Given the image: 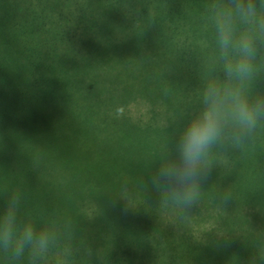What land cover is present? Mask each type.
I'll return each mask as SVG.
<instances>
[{
  "label": "trees",
  "instance_id": "obj_1",
  "mask_svg": "<svg viewBox=\"0 0 264 264\" xmlns=\"http://www.w3.org/2000/svg\"><path fill=\"white\" fill-rule=\"evenodd\" d=\"M207 4L0 0V210L19 192L56 235L43 264H264V128L215 153L187 214L143 183L215 62Z\"/></svg>",
  "mask_w": 264,
  "mask_h": 264
},
{
  "label": "clouds",
  "instance_id": "obj_2",
  "mask_svg": "<svg viewBox=\"0 0 264 264\" xmlns=\"http://www.w3.org/2000/svg\"><path fill=\"white\" fill-rule=\"evenodd\" d=\"M204 20L215 62L204 74L199 106L143 180L147 190L158 194L159 205L184 214L198 203L215 153L243 148L264 128V93L257 87L264 72V0H210ZM58 246L51 230L21 219L19 192L5 199L0 247L11 261L27 254L30 264H43Z\"/></svg>",
  "mask_w": 264,
  "mask_h": 264
},
{
  "label": "rangeland",
  "instance_id": "obj_3",
  "mask_svg": "<svg viewBox=\"0 0 264 264\" xmlns=\"http://www.w3.org/2000/svg\"><path fill=\"white\" fill-rule=\"evenodd\" d=\"M207 1H208V3L210 2V0H207ZM202 14L204 15V13H202ZM62 122L65 123V124H73L74 123V121H62ZM133 124L135 125L136 123H133Z\"/></svg>",
  "mask_w": 264,
  "mask_h": 264
}]
</instances>
